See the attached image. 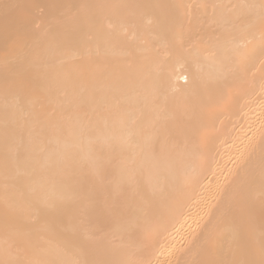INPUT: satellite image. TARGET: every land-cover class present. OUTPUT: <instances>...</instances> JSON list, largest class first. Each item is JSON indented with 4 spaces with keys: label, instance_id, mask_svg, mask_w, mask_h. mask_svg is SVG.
Instances as JSON below:
<instances>
[{
    "label": "bare ground",
    "instance_id": "bare-ground-1",
    "mask_svg": "<svg viewBox=\"0 0 264 264\" xmlns=\"http://www.w3.org/2000/svg\"><path fill=\"white\" fill-rule=\"evenodd\" d=\"M0 264H264V0H0Z\"/></svg>",
    "mask_w": 264,
    "mask_h": 264
},
{
    "label": "rangeland",
    "instance_id": "rangeland-1",
    "mask_svg": "<svg viewBox=\"0 0 264 264\" xmlns=\"http://www.w3.org/2000/svg\"><path fill=\"white\" fill-rule=\"evenodd\" d=\"M184 80V79H183Z\"/></svg>",
    "mask_w": 264,
    "mask_h": 264
}]
</instances>
